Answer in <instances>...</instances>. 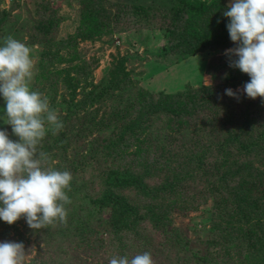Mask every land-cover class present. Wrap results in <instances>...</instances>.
I'll list each match as a JSON object with an SVG mask.
<instances>
[{"label": "rangeland", "instance_id": "rangeland-1", "mask_svg": "<svg viewBox=\"0 0 264 264\" xmlns=\"http://www.w3.org/2000/svg\"><path fill=\"white\" fill-rule=\"evenodd\" d=\"M231 3L207 0L203 12L181 15L180 0H0V46L12 36L32 50L30 88L48 98L64 123L56 134L49 130L39 145L47 154L44 166L73 176L65 190L71 200L65 205L66 223L34 230L25 218L12 225L0 219V242H22L25 264H109L113 257L144 252L154 264H264V182L250 190L238 185L227 195L228 203H215L214 187L199 186L189 175L198 164L190 148L197 141L188 137L194 127L179 128L171 115L154 114L145 106L223 80L225 73H213L208 62L235 46L192 54L176 43L178 35L204 31L210 24L235 43L227 28L230 18L224 16ZM243 87L234 90L244 92ZM5 108L0 94V116ZM137 121L131 132L129 126ZM0 130L19 140L3 120ZM169 145L191 150L183 156L190 164L178 163L182 150L167 152ZM242 150L238 156L246 153ZM156 152L172 160L168 167L179 168L176 183L182 193L164 191L160 186L168 184V170L155 169L147 179L156 191L141 200L134 188L122 194L149 214L153 208H172L167 218L173 225L165 232L146 217L122 237L109 225L110 208L101 209L95 199L105 190L108 170L116 164L145 165ZM256 152L254 159L264 168V156L258 155L264 149ZM214 155L209 161L218 163Z\"/></svg>", "mask_w": 264, "mask_h": 264}, {"label": "trees", "instance_id": "trees-1", "mask_svg": "<svg viewBox=\"0 0 264 264\" xmlns=\"http://www.w3.org/2000/svg\"><path fill=\"white\" fill-rule=\"evenodd\" d=\"M206 8L207 0H180L177 13L182 15L185 10L190 14L201 13ZM174 36L177 37L175 32ZM178 38L180 40L177 41L176 48L180 49L188 46L192 54L204 51L212 46L216 48L221 45L237 47L236 43L224 40L225 33L223 29L219 30L212 24L207 25L204 31L191 29L188 33L178 35ZM223 41L225 42L223 43ZM186 54L189 53L186 52ZM235 59H238V57L227 52L215 56L208 62L209 70L213 73H225L222 81L213 85L188 89L185 95L177 94L170 101L159 100L145 104V106L150 105L149 110L154 114L171 115L174 121L178 123L179 128L185 125L186 127H194L192 129L193 133L188 137L192 141H197L196 145L190 148L194 149L191 155L195 156L193 162L197 161L198 164H195L194 171L189 173L191 182L196 181L197 185L200 184L199 186H201V183H205V186L214 187L211 196L214 197L215 203L221 205L227 202V195L230 191L236 190V186L247 185L248 190H250L252 187L260 186L262 181L264 182V168L261 165L259 166L256 159H254L255 153L257 156V148L259 151L264 149V143H260L262 140L264 141V103L259 102L260 97L252 99L245 92L234 90L239 85H245L251 79L248 74L243 73L240 69L230 66V61ZM229 88L237 93L239 99L226 94V89ZM137 123L139 122L137 121L129 126L131 132L137 127ZM256 126L260 127L258 129L261 133H256ZM201 132L202 136H198ZM216 136L218 138L217 142ZM185 149L186 147L178 148L169 145L166 151L182 150L180 154H176V156L182 154L178 158V163L188 165L190 162L183 156L192 152ZM242 149L246 153L238 156V150L241 151ZM214 153H218V157H216L218 163L209 161L210 158L215 156ZM258 155L264 156V153ZM167 160L170 159L166 158L163 153L158 154L156 152L155 155L146 158L148 162H145V165L137 162L133 166L116 164L108 170L105 178V190L95 201L101 209L103 207L110 208L109 225L114 229V232L123 235L122 237L125 236L124 234L129 236L135 227L141 226L146 217L153 219L154 224L165 232L168 231V227L173 225L167 218L172 208L157 209V212L153 208L151 214H149L142 211L143 205L140 202L133 203L128 196L122 194L124 189L134 188L136 192L142 193L139 197L141 200L144 199V194L156 191L153 188L158 187H152L147 179L155 169H167L169 175H171H168L169 182L167 177L168 186H160L165 187L164 191H174L181 194L182 190L176 183L179 168L174 164H170L171 166L168 167ZM169 162H172V160ZM261 163L264 164V160ZM243 192L247 193L246 190H243ZM185 196H189V190L186 195L185 189ZM170 233L175 235L174 231H170ZM170 233H168V236ZM228 255L233 257L234 254L231 251ZM225 264H227V260Z\"/></svg>", "mask_w": 264, "mask_h": 264}, {"label": "clouds", "instance_id": "clouds-1", "mask_svg": "<svg viewBox=\"0 0 264 264\" xmlns=\"http://www.w3.org/2000/svg\"><path fill=\"white\" fill-rule=\"evenodd\" d=\"M224 16L230 18L227 28L237 44L227 50L238 57L230 66L250 76L243 87L249 98H264V0H232ZM31 52L12 36L0 46V94L6 104L0 120L19 137L13 141L7 130H0V219L12 225L25 218L31 229L41 230L67 222L65 205L71 200L65 190H70L73 176L44 166L47 154L39 151V145L49 130L56 134L64 123L50 108L48 98L30 88L35 67ZM226 94L239 99L231 88ZM26 256L22 242H0V264H25ZM109 264L154 261L144 252L131 258L113 257Z\"/></svg>", "mask_w": 264, "mask_h": 264}]
</instances>
